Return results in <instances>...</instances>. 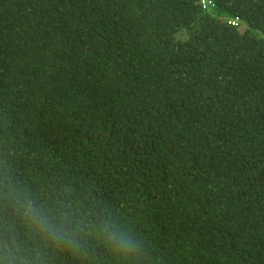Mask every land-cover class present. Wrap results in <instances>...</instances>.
Returning <instances> with one entry per match:
<instances>
[{
    "label": "trees",
    "instance_id": "trees-1",
    "mask_svg": "<svg viewBox=\"0 0 264 264\" xmlns=\"http://www.w3.org/2000/svg\"><path fill=\"white\" fill-rule=\"evenodd\" d=\"M213 2L0 0V174L110 214L129 264H264V0Z\"/></svg>",
    "mask_w": 264,
    "mask_h": 264
},
{
    "label": "clouds",
    "instance_id": "clouds-1",
    "mask_svg": "<svg viewBox=\"0 0 264 264\" xmlns=\"http://www.w3.org/2000/svg\"><path fill=\"white\" fill-rule=\"evenodd\" d=\"M5 201L10 215L0 217V264H51L59 254L91 264L100 249L129 264L141 253L140 242L110 214L71 201L53 207L8 173L0 174Z\"/></svg>",
    "mask_w": 264,
    "mask_h": 264
},
{
    "label": "built area",
    "instance_id": "built-area-1",
    "mask_svg": "<svg viewBox=\"0 0 264 264\" xmlns=\"http://www.w3.org/2000/svg\"><path fill=\"white\" fill-rule=\"evenodd\" d=\"M201 2L203 4V7H205V8H210L212 5H214L213 0H201ZM230 22L235 23V22H237V19L236 18L232 19Z\"/></svg>",
    "mask_w": 264,
    "mask_h": 264
}]
</instances>
